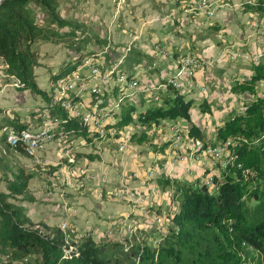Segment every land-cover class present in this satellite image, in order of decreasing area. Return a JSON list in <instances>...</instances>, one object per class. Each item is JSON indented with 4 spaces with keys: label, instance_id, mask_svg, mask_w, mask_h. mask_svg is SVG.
<instances>
[{
    "label": "trees",
    "instance_id": "16d2710c",
    "mask_svg": "<svg viewBox=\"0 0 264 264\" xmlns=\"http://www.w3.org/2000/svg\"><path fill=\"white\" fill-rule=\"evenodd\" d=\"M59 3L60 0H0V68L14 80L17 90H29L44 99V107L60 122L57 136L62 135L63 140H104L80 118L71 117L61 104H52L58 79L75 71L85 56L98 55L96 49H87L92 37L78 33V26L61 15ZM242 8L264 12V0L244 2ZM38 9L43 12L41 18ZM48 42L62 43L80 53L50 75V89L40 86L36 73L41 66L40 45ZM253 70L250 77L235 79L231 85L233 92H246L253 98L244 104L243 111L228 113L214 139H209L196 123L189 126L190 134L204 141L234 139L230 144L234 163L214 177L215 186L211 188L201 179L181 182L166 174L158 177L163 190L174 186L171 200L177 210L168 215L171 224L156 245L144 234L128 240L96 239L86 233L70 235L61 226L34 221L22 203L35 201L30 181L36 173L15 160V155L28 156L25 151L11 148L0 134V184H5V189H0V264L23 259V264H247L245 246L264 257V148L251 144L264 130V96L258 89V83L264 80V61L254 65ZM156 89V96L163 102L138 110L117 85L114 95L121 99V111L117 121L107 128L122 130L136 122L150 126L166 120H191L193 98L178 90L163 93L158 91V85ZM204 105L201 106L207 110ZM5 125L21 129L28 124L5 116L0 132ZM154 139L146 129L130 135V140L138 143L153 144ZM169 143L153 146L163 152ZM78 154L89 160L100 159L92 152ZM235 161L252 173L245 174ZM253 200L255 204L250 205Z\"/></svg>",
    "mask_w": 264,
    "mask_h": 264
},
{
    "label": "rangeland",
    "instance_id": "374dc122",
    "mask_svg": "<svg viewBox=\"0 0 264 264\" xmlns=\"http://www.w3.org/2000/svg\"><path fill=\"white\" fill-rule=\"evenodd\" d=\"M38 11L41 18L43 12L40 9ZM59 11L64 18L72 20L75 23L74 25L78 26L79 34H87L92 37L93 40L87 45V49H96L97 53H101L100 50H102V55L99 57L110 69L114 63L118 62L119 67L122 66L127 71H135L141 61V65L144 66L143 69L152 72L157 68L151 65L150 62L153 63V60L158 58H161V61H168V58L171 57L170 54L173 55L174 53L177 55L186 52L201 53L202 55L209 53V47L218 39L219 34L217 32L219 28L216 27L207 33L199 29H192L187 24L185 25L183 14L187 15V12L185 11L184 2L181 4L180 0H128L116 16H114V0H60ZM96 42L100 45H97ZM157 42L162 44L166 54L157 52L159 57L156 59L154 57L156 53L154 46ZM104 44L106 49L103 50L102 45ZM79 55L80 53L72 51L58 42H52L47 49L42 48V62L41 67L39 66L40 86H47L50 89L52 83L49 80L50 75L57 72L62 63L75 60ZM242 65L247 67V65ZM250 66L252 70L253 66ZM2 73L0 68V83L4 84V82L9 81V77ZM214 73L218 75L216 69H214ZM159 76L156 75V80H161ZM220 79V82L215 80L209 83L211 84V91L209 92L211 104L204 105L207 110L199 107L196 110L199 115L203 111L202 115L208 116H194L195 119H199L198 123L202 131L206 133L208 138L210 137L209 139H214L216 125L222 122L227 112L232 110L243 111L245 109L244 104L251 98L248 93H235V95L230 96L227 82L229 80L223 77H220ZM229 79L230 82L231 79L232 81L235 80L234 77ZM10 80L13 79L10 78ZM156 80L151 81L156 82ZM10 91L14 93L15 100L26 106L23 110L12 109V113L24 115L25 117L30 114L37 115L45 106L43 98H41L43 104H36L34 96L21 95L13 90ZM168 92L170 91H166V93ZM198 95L202 97V95ZM139 97L145 101L147 100L144 98L143 93L139 94ZM33 118L37 119L38 117ZM184 119L179 120L181 122V124L179 123L180 126L192 122L190 119L188 121ZM166 121L171 122L170 120ZM166 121L165 123H163L164 121L161 122L157 127L155 123L149 126L141 122L132 126L133 130L147 128L156 133L153 144L146 142L142 143L141 147L134 148V144L131 143L132 141L127 140V137L124 139L120 136V138L113 139L114 137L111 134H105V140L111 141L117 149L124 146L122 154L126 156H121L118 162H111L114 167L113 175H116L117 178L108 181L96 183V178L87 170L88 164L86 163H88V159L78 154L89 151L85 148L86 144L84 145L83 139L58 140L55 147L48 152H43L44 155L41 156L39 161L30 156L15 155L14 157L16 161L25 165L29 171L36 173V176L31 180V190L33 194L38 195L40 203H62V205L70 206L73 205V197L77 195L76 192L82 191L85 197L102 199L108 206H120L126 209L125 212H108L107 215H104V220L108 222L116 220L118 222L122 218L131 221L130 225L122 228L124 229L123 232L120 234L110 232L106 238L128 240L133 236L141 235L142 232L153 245H156L152 231L166 233L171 224L168 215L177 210L176 203L171 200L174 186L163 190L158 184V177L166 174L181 182L197 180L194 175L190 178L185 176L178 178L181 177L177 174L181 172V169H188L185 157L178 159L184 160H182L183 162L179 161L178 165H174L176 168L178 167L177 173H174L173 167L170 168L164 164L166 162V159L163 158L164 153L154 149V144L160 145L167 141L166 139L171 135L165 129ZM95 142L93 141V143ZM99 142L97 140L98 146H95L96 150L94 151L96 152L94 153L96 154L104 149V144ZM184 156H186V153ZM196 163L201 166L199 162ZM190 165L192 166V164ZM143 167H146V169H142ZM199 168L203 169L202 166ZM204 169L206 173L210 171L208 167ZM0 189H5L3 182L0 184ZM131 192L135 193L134 197L130 196ZM24 203L28 204L27 201ZM249 204L254 205L255 201L253 200ZM148 215L152 218H149ZM143 217L146 218L143 219ZM146 219L150 220L146 221ZM117 225L120 226L121 223H112L109 229L112 230ZM130 229H134L133 231L137 235L128 232ZM67 232L70 235H75L72 230L67 229ZM90 232H94L93 228L90 229ZM101 238L104 239V237ZM244 260L247 264H264V257L258 251L246 246Z\"/></svg>",
    "mask_w": 264,
    "mask_h": 264
},
{
    "label": "built area",
    "instance_id": "2783aa9c",
    "mask_svg": "<svg viewBox=\"0 0 264 264\" xmlns=\"http://www.w3.org/2000/svg\"><path fill=\"white\" fill-rule=\"evenodd\" d=\"M128 0H114V16L120 12ZM257 0H242L235 4L234 0H187L184 2L187 15L200 19L206 26L213 24L218 12L225 8H234L235 5L242 7L244 2L254 4ZM221 55L229 62H243L252 66L259 64L264 58V12L250 15V19L242 37L235 39L226 32L221 34ZM156 52L164 53V47L160 42L154 46ZM106 49V47H105ZM98 55L85 56L78 68L58 79L53 88L52 104H61L71 117L80 118L85 125L95 133L105 137L106 133L115 135L120 133L122 138L130 140L127 132L116 128H107L120 115L121 99L114 95L116 86H120L123 94L130 98L144 93L148 98L156 94L157 86L147 83L141 77L130 74L119 63H114L110 69L105 66ZM217 57L203 58L195 53H185L180 56L174 73L168 77L167 83L158 85L160 89L173 88L184 94L190 93L194 87L192 81L197 73L210 68ZM118 80V82H117ZM204 90L205 87H202ZM259 94L264 96V80L258 83ZM40 121L29 123L19 129L14 126L5 125L0 134L4 141L13 149L21 148L25 153L38 160V155L48 145L56 140H63V136H57L59 120L52 118L50 111L44 107L40 111ZM5 113L0 109V123L4 121ZM168 129L171 134L169 155L176 161L180 157H187L193 162H199L202 167L210 168L204 174L202 181L209 187L215 186L214 177L220 176L233 162L230 144L234 139L224 142L213 143L204 141L200 137L190 134L189 127L180 126L179 123H169ZM235 139V144H236ZM251 144L260 145L264 148V130L252 139ZM123 149V147H121ZM185 149V150H184ZM184 152V153H183ZM186 153V156L184 154ZM235 165L242 169L245 174H251L250 168L244 167L242 163ZM135 196L134 192L130 193ZM66 231L65 226L62 227ZM134 229L128 230L137 235ZM134 232V233H133ZM143 235V233H140ZM165 233L152 231L155 244L160 241ZM138 235V236H141ZM26 259L15 261L12 264H23Z\"/></svg>",
    "mask_w": 264,
    "mask_h": 264
},
{
    "label": "crops",
    "instance_id": "0c3cea01",
    "mask_svg": "<svg viewBox=\"0 0 264 264\" xmlns=\"http://www.w3.org/2000/svg\"><path fill=\"white\" fill-rule=\"evenodd\" d=\"M185 1H187V0H180V3L182 4ZM241 1L242 0H234L235 4H239ZM258 12L261 14L263 13L261 11H254V10L244 11L242 7L235 5L234 8H225V9L221 10L220 12H218L215 19H214L213 24H211L209 26H206L200 19L198 20L195 17L183 14L184 15L183 23L185 25L186 24L189 25L192 29H199L202 32L206 31L208 33L209 31L214 30L215 27L219 28V30L217 31L219 33L218 39L213 43L212 46L209 47V53H206L203 55L201 53H196L203 58H212V57L216 58L217 57V60L215 61V63L210 68L202 70V71L197 73L196 77L193 78V81H192V83L194 85L192 91L190 93L186 94L188 98L194 99V104H193L191 111H190L191 121L193 123H196L199 127H200V125L198 123L199 119H195L194 116H208V115H202L203 111H201V113H200L201 115H199L196 110L198 109V107L200 109H203V107L201 106L203 103H205L207 105L211 104L210 96H209V94H210L209 92L211 91V84H209V83H212L215 80H218L220 82L221 81L220 77H223L224 79L229 80L227 82H228V86H229V94L231 96V95H235V93H237V92H233L231 90V85H232L233 81L231 79V82H230L229 78L234 77V79H243L246 77H250L253 74L254 70L253 69L251 70L250 64L243 63V62L231 63L223 55H221V42L222 41H221V35L220 34L222 32H226L231 37L235 36V39L242 37L245 29H247V25H248L251 13L255 14ZM51 44H52V42L41 44V57H42V48L47 49ZM102 47L104 50L106 45L104 44ZM100 51H101L100 55H102V50H100ZM158 54L159 53H157V52L155 53L154 57L156 59L159 57ZM183 54H185V53H183ZM181 55L180 54L177 55L176 53H174L173 55L170 54L171 57L168 58V61H161L162 60L161 58L160 59L158 58L157 60H153V63L151 61L150 62L151 65L156 66V68H157V69H154L152 71L153 74H151L152 72H149L148 70L146 71L143 69L144 66L141 65V61L138 64L139 66L137 67V69L135 71L134 70H131V71L128 70V72L130 74L137 75L138 77H141L144 81H146L147 83L152 84L154 86L164 84L167 81L168 77L174 73V71L177 67V64H178V60L180 59ZM100 59H101V57H100ZM169 60H171V61H169ZM101 61L103 62L102 59H101ZM262 61H264V58ZM41 62H42V58H41ZM103 64L105 66H107L105 64V62H103ZM242 64L247 65V67L243 66ZM40 67H38L36 69V73L38 74V82H39V74H40L39 68ZM214 69H216V71L218 72V75H215ZM1 71L3 72V70H1ZM156 75L157 76L161 75V76H159V77H161V80H156L157 79ZM8 80L9 81L4 82V84L2 82L0 83V109L3 110V112L5 113V116L15 118L18 120H22V121L26 122L27 124L38 123L40 121V114H37V115L30 114V115H26V117H25L24 115L12 113V109L23 110L26 108V106L23 104L21 105V103H19L17 100H15V98H14L15 95L10 90H13V91H15V93H18L21 95L29 94V95L34 96L36 98V104H43L42 100H41L42 97L40 95H33L29 90H25V91L17 90L15 87L14 80H10V78ZM49 80H50V77H49ZM151 80H156V82H153ZM10 85H11V87H10ZM50 87H51V85H50ZM202 87H205V89L203 90ZM43 88H48V87L44 86ZM158 91H161L163 93H166V91H170L167 93V94H170L172 92V89L170 87L163 89V90L159 88ZM156 94L154 96L155 99H154V97H153V99L148 98L143 93L144 98L147 99L146 101L144 99H141V97H139V95H136L135 97L130 98V100L136 105L138 110H143V109H146L147 107H149L150 105L159 104V103L163 102V98L157 97ZM198 94L202 95V97H199ZM240 94H243V93H240ZM252 98H253V96L251 95V98H249V99H252ZM137 100H138V102H137ZM229 112L226 113V116L228 115ZM226 116H224V119L222 120V122H220L216 125L213 137H215V135H216L217 127L224 123ZM33 117H38V118L35 119ZM181 119L182 118H180L179 120H181ZM179 120L171 121V122L166 121L167 124L165 125V129L168 130L167 131L168 133H170V131L168 129V124L174 123V122L181 124V122ZM184 120H187V119H184ZM116 121H117V119H115L113 121V123ZM192 122L188 123V125H185V124H182V125L184 127H189ZM137 123L138 122L126 126L125 128L122 129V131L127 132L126 134H128L129 137H130L131 133H133V132L142 131V130H137V129L133 130L132 126L137 124ZM163 123H165V122H163ZM159 124H161V123H159ZM159 124H155L156 127H157V125L159 126ZM143 130H145V129H143ZM146 130L148 131V133H150V134L152 133L151 135L153 137H155V134H156L155 132H153L147 128H146ZM108 134H110V133H108ZM117 134L119 135L120 133H117ZM117 134L112 135L114 137V138L113 137L112 138L113 139L120 138L121 135L116 136ZM76 139H83L84 140L83 143H84V145L86 144L85 148H87L89 150V151H86L85 153L96 152L94 150H96V147L98 146L97 145L98 139L93 140V141H96L95 143H93L91 141L89 142L82 137H78ZM76 139H74V140H76ZM171 139H172L171 135H170V137H168L166 139L170 143L167 146V148L163 151V153H164L163 158L166 159V162L164 164L168 165L170 168L173 167V172L177 173L178 167L176 168L174 165H178L177 163L179 161L186 159V161L188 163L187 168L189 170L188 169H181V172L177 173L178 176L181 175V177H178V178H182L184 176L186 178H190L191 176L194 175L195 178L202 180L204 177V174L206 173L205 169H204L205 167H203V169L199 168L201 166L198 165V163L189 160L187 157H185L182 160H178L179 159L178 158L176 161H174L171 158V156L169 155V151H168L169 146L171 144ZM57 141L58 140L50 143L48 145V147L38 155V160H41V156L44 155L45 152H48L50 149L55 147V145L57 144ZM99 141H100L99 143L104 144V147H103L104 149L99 154H96V153H94V154L99 155L100 159L89 160L85 156L88 159V163H86V164H88L87 170L90 172V174H92V176L94 178H96V183H99L100 181H106V180L108 181L110 179H116L117 178L116 175H113L114 167H113V163L111 164V162H116V161L118 162L120 160V157L123 156L122 153L124 152V146H123V149H121V148L117 149L116 147H114L112 145L111 141H106L105 139L99 140ZM131 143L134 144V146H133L134 148L138 147V146H140V147L142 146V143H138L135 141H132ZM80 152H82V151H80ZM123 157H126V156H123ZM109 162H110V164H109ZM190 164H192V166ZM142 169H146V167H143ZM102 186H105V185H102ZM30 188H31V181H30ZM31 192H32V190H31ZM32 194H33V192H32ZM76 194L77 195H74V197H73V199H74V201L72 202L73 205L71 204L70 206L62 205V203H59V204L40 203L38 201L39 197L36 193L33 194V196L35 197V201L25 200L28 202V204H25L24 203L25 201H23L22 204L27 208L28 214L30 215V217L34 221L46 223L47 225H49L51 227H53V226H61V227L65 226L66 231H67V229L72 230L74 232V234L77 236H80V235H83L86 233V234L94 236L96 239H103L101 237L106 238L107 234H110V232L111 233L116 232V234H120L124 230L122 228H124L126 225L131 224V221L129 219L122 218V219L118 220V222H120L121 225L120 226L117 225V227L115 226L112 230H110L109 229L110 225L112 223H115V222L118 223V222H117V220L113 221V222H108L107 220H104V215H107L106 213H108V212H118V213L119 212H125L126 209H123L120 206H113V205L108 206V205H106V203L102 199L85 197L82 194V191H78V192H76ZM65 204H69V203H65ZM120 210H123V211H120ZM148 216H149V218H152V217H150V215H148ZM144 218H146V217H143V219ZM149 220L150 219H146V221H149ZM92 228H93L94 232H90V229H92Z\"/></svg>",
    "mask_w": 264,
    "mask_h": 264
}]
</instances>
